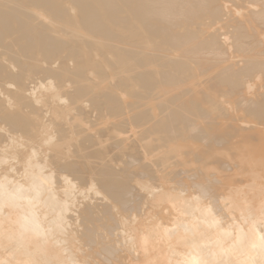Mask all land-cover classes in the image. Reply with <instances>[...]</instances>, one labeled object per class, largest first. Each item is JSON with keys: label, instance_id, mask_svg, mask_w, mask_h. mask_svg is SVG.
<instances>
[{"label": "bare ground", "instance_id": "obj_1", "mask_svg": "<svg viewBox=\"0 0 264 264\" xmlns=\"http://www.w3.org/2000/svg\"><path fill=\"white\" fill-rule=\"evenodd\" d=\"M0 264H264V0H0Z\"/></svg>", "mask_w": 264, "mask_h": 264}]
</instances>
